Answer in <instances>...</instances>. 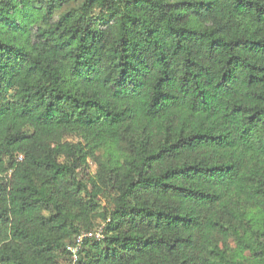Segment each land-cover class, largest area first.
<instances>
[{"label":"trees","instance_id":"trees-1","mask_svg":"<svg viewBox=\"0 0 264 264\" xmlns=\"http://www.w3.org/2000/svg\"><path fill=\"white\" fill-rule=\"evenodd\" d=\"M264 264V0H0V264Z\"/></svg>","mask_w":264,"mask_h":264},{"label":"built area","instance_id":"built-area-1","mask_svg":"<svg viewBox=\"0 0 264 264\" xmlns=\"http://www.w3.org/2000/svg\"><path fill=\"white\" fill-rule=\"evenodd\" d=\"M103 235H104L103 226H98L95 230L83 232L79 234L76 237L75 242L67 246V249L71 252L73 264H76V262L78 261L79 250L81 249L85 238L90 237V238L101 239L103 238Z\"/></svg>","mask_w":264,"mask_h":264}]
</instances>
